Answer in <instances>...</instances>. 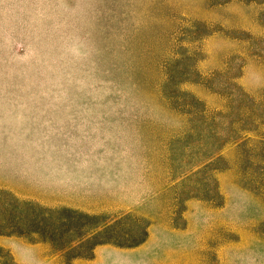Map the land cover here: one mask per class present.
Returning <instances> with one entry per match:
<instances>
[{
    "label": "rangeland",
    "instance_id": "374dc122",
    "mask_svg": "<svg viewBox=\"0 0 264 264\" xmlns=\"http://www.w3.org/2000/svg\"><path fill=\"white\" fill-rule=\"evenodd\" d=\"M48 159L89 165L103 207L0 188V237L51 264L156 221L190 244L170 264H264V0H0V179ZM0 264L18 263L0 246Z\"/></svg>",
    "mask_w": 264,
    "mask_h": 264
},
{
    "label": "crops",
    "instance_id": "0c3cea01",
    "mask_svg": "<svg viewBox=\"0 0 264 264\" xmlns=\"http://www.w3.org/2000/svg\"><path fill=\"white\" fill-rule=\"evenodd\" d=\"M90 171L92 169L87 164L62 163L48 159L39 168L24 173L21 181L0 179V188L11 192L19 200L37 203L43 208H67L84 214H95L101 212L103 207L95 205L91 197L87 198V184L92 181ZM175 237L177 236L173 230L166 224L156 221L150 225L148 239L141 246L124 249L98 245L93 249L92 257L83 264H138L143 261L139 252L147 249H150L151 257L159 264H170L175 259H183L184 252L190 248L188 242L184 244L168 241L176 239ZM0 246L9 250L18 264L54 262L50 245L46 242L32 243L15 236L0 237Z\"/></svg>",
    "mask_w": 264,
    "mask_h": 264
}]
</instances>
